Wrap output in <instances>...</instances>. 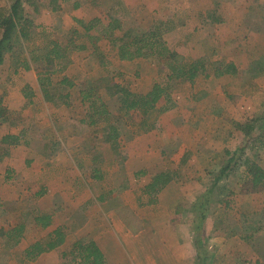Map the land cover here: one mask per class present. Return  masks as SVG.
Returning a JSON list of instances; mask_svg holds the SVG:
<instances>
[{
  "label": "crops",
  "instance_id": "obj_1",
  "mask_svg": "<svg viewBox=\"0 0 264 264\" xmlns=\"http://www.w3.org/2000/svg\"><path fill=\"white\" fill-rule=\"evenodd\" d=\"M52 1L50 0V4H55V7L50 11L55 12L60 9L59 4L61 2L57 4V0L55 2ZM63 1L71 3L74 16L77 17L75 21L84 19L86 20L84 22H87L93 18H100L103 23H107L108 18L118 19L120 30L115 31L116 37H120L125 31H129L132 34H136L139 31H147L156 22H168L170 29L163 35V40L169 50L184 57L186 55L182 53V50L178 49V47H185V44H181L182 33H184V36L185 32L198 33L202 36L203 42L199 44V42L194 40L189 41L192 43L189 49L192 54L188 56L194 60L207 55L217 42H222L223 37L218 34L219 32L229 30L232 33L239 25L237 17L254 15L257 13L255 11L264 9V0H199L197 3H188L187 1L190 0ZM210 4L213 6H209ZM25 5L29 4L23 5L24 14ZM187 6H190L192 10L182 15L183 11L181 9ZM32 7L37 12L38 8L35 4ZM61 7H63L62 4ZM214 7L216 10L218 7L220 16L210 20L209 23H207L208 19H200L196 16L202 15L201 12L207 10V8L213 9ZM101 9L106 11L99 14ZM180 11L182 12L180 13ZM88 12L90 16L85 19V15ZM258 14L261 15L262 13L258 12ZM180 15L184 19L180 20V22L175 21V18ZM29 20L32 21L31 19ZM34 25L37 26L36 24ZM92 32L94 30L89 32L91 37L93 36L91 35ZM207 34H210L213 38L212 42L210 40L211 37H208ZM218 35L219 41L217 39ZM231 38H234L233 34ZM176 40L178 41L175 42ZM238 56L237 54L232 56L231 62L235 64L239 72L238 62H240V59ZM250 59H247L248 63L251 61ZM141 61L143 62V59L120 61L117 58L114 63L122 70L121 68L126 67L134 69L136 68L134 67L135 63L142 65ZM31 69L26 72L23 71V73H26L24 85L35 95L40 90L37 75L34 72L31 74L30 72L33 71ZM126 73L130 72L126 71ZM230 76L232 75H224L217 78L222 82H226L229 81ZM207 79H210V76ZM197 80L198 77L188 85L193 87ZM203 94H206L205 96L208 99L213 98L214 101L215 98H219L216 94L211 95L209 90H204ZM28 102L31 103V101ZM172 102V106L166 110L167 112L159 117L160 125H164L168 132L174 131V133L178 134L177 129L181 127L179 126L181 117L178 113L183 111V106L181 100L175 102L173 99ZM3 106L6 107L4 104ZM6 109L9 119V110L11 109L10 107H6ZM64 110V105H60L56 111L62 115ZM155 110H157V106L149 113ZM195 116H191V118ZM145 117H143V120L148 125L149 122L146 121ZM172 121L176 124V131L172 130L173 127L171 129L169 125ZM71 122L66 115L61 117L58 123L60 124V131L58 129L55 131L56 140L53 139L46 142L42 146V150L48 152V150L57 148L59 144L61 146L55 149L53 154L48 152V155L46 152L43 156L44 162L38 164V168L34 167L33 161L36 160L34 153L41 155L42 150L28 149V141L24 140L23 132L21 131L17 134L22 133V141L18 145L10 147L7 155L0 161V174L4 172V178L5 175L8 177L15 175L17 178L20 177V180L23 178L20 184L22 188H25V191L21 190L22 193L20 195H14L15 200L17 199L16 196H19L18 198H21V200L27 199L26 201L30 203L34 201L33 203L36 207H32L26 213L33 214L32 221L29 224L40 233L36 241L19 248L22 243H25L24 240L27 238L25 235L26 228L29 224L22 218L21 222H16V224L6 229H1V235L11 241V244H8L7 249L2 250V255H7L6 261L8 262L3 260L0 264H62V253L68 252L71 244L79 239L92 240L102 252L107 264H197L191 226L194 221L192 219L186 221L183 217L184 212L179 211V208H184L185 205L180 206L183 201L178 199V196L181 193L184 196L185 191L189 192V189L184 180L180 181L174 167H165V163L168 160H161V149L159 147L164 144V141L160 139L158 130L154 128V125L150 123V128H148V133L146 134L142 133L125 138L121 135V127L118 124L120 135L114 142L104 141L102 135V139L92 137V141L84 143V146L88 148L85 151L81 147H76L78 145L77 133L70 132L69 128H67ZM76 124L77 126L73 125L71 127H75L74 129L76 130L78 128L81 131L85 130V128L88 129L87 126L80 124L78 121ZM1 136L3 137L4 134ZM178 136L174 134L172 138L169 137L170 139H166L165 144H170L169 147L173 148V143L177 144L176 141H173V138L175 140ZM29 145L32 146L31 142ZM239 145L240 142L234 141L233 138L228 139L225 148L228 149L230 157ZM258 149L260 156H257L254 160H250L249 155L245 154L244 150L241 157L238 156L239 152L234 155L237 158L236 161L239 163L242 160V165L244 166V161L249 159L264 170V148ZM1 153L2 149H0ZM88 155L89 164L86 161L87 158L85 159V156ZM213 156L218 157L217 153L211 152L208 156H204L205 159L204 157L203 159L209 160ZM230 157L228 156L227 158ZM79 160H85L88 165L95 164L93 167H88L85 173L82 171V163ZM204 165L207 166L206 163ZM224 166L218 167L217 171H213V182L215 185L223 177L227 176L226 174L220 178V170ZM236 166H238L237 163ZM163 171L172 172L174 178L166 183L157 194L147 195L145 193L146 185L151 182L154 176ZM35 188L37 189L35 190ZM1 190L0 187V192ZM64 194L66 195L64 196ZM209 197L211 198V196ZM238 197L239 199H244L248 203V208L253 209V211L262 209L263 217L261 222H258L253 214H248L247 216L237 214L234 219L236 225L229 231H225L222 227L219 228L222 225L221 217L210 216L207 209L202 222L203 229L201 233V237L206 244V258L203 264H264V191L245 193L244 195H238ZM259 197L263 200L257 203ZM239 199L237 201L243 203ZM143 200H145L146 208L142 206ZM4 201L6 204L11 205V202ZM210 203L211 200L208 201V204ZM196 206L195 204L194 208ZM143 207L146 210L145 217H143ZM151 210L155 212L154 215L151 214ZM40 214H48L50 216L49 223L45 227L40 226L34 220ZM80 214L83 218L79 222L77 219ZM75 220L78 221L77 225L74 222ZM74 224L76 228L74 226L70 228V225ZM18 227H23L20 236H16L14 233ZM72 229H76V232L70 236L69 232ZM56 231L63 235V242L59 246L51 250H44L34 256H28L31 246L35 243L44 245L53 238ZM42 238H46L47 241H42ZM153 241L159 243L156 250L155 248L152 250ZM255 243L258 245L256 249ZM16 255H23L22 262L14 257Z\"/></svg>",
  "mask_w": 264,
  "mask_h": 264
},
{
  "label": "rangeland",
  "instance_id": "obj_2",
  "mask_svg": "<svg viewBox=\"0 0 264 264\" xmlns=\"http://www.w3.org/2000/svg\"><path fill=\"white\" fill-rule=\"evenodd\" d=\"M11 1L0 0V8L3 11H7ZM32 1H34L35 6L38 8L37 12L29 5L24 6V11L26 17L31 19L37 26L34 29L30 28L28 40L22 41L18 35L14 37L12 41L14 49L12 53L5 56L4 62L0 66V96L2 97L3 104L11 109L9 110V119L0 124V137H2V134H17L21 131L23 132L24 140L28 141L27 148L41 151L42 146L46 142L53 139L56 140L55 131L56 129L60 131V124L58 123L61 117L66 115L72 121L67 128H69L70 132H76L78 136V145L76 147H81V149H85L86 151L88 149L84 146L86 141H92V137L102 139L101 135L104 123H99L88 129L85 128L83 131L78 128L76 130L74 129L75 127L71 126H77L76 122L84 119L86 113V106L79 102L78 90L85 85L95 86L111 113L112 121L117 122L121 127V135L123 137L128 138L137 134L148 133L150 123L158 130L160 139L164 141V144L159 147L161 149V160H168L165 163V167H174L180 181L184 180L189 189V192L185 191L184 196H182V193L178 196V199L183 201V204L180 206L185 205L184 208L180 207L179 211L184 212L183 217L186 221L188 219L194 221L196 218L194 206L195 204L197 205V200L206 194L208 188L212 187L214 183L213 171H217L218 167L224 166L227 163L228 156L225 154V150L227 151L228 149L225 148V145L228 139L233 138L234 141H238L241 144L248 137L244 134L246 125L255 127L251 135L264 134V9L262 11H255L257 13L254 15L237 17L239 25L232 33L229 30H222L218 33L223 37V40L222 42H217L207 55L199 58L205 59L206 70L205 73H200L197 76L198 80L193 87L189 86L188 84L191 83L187 81H173L171 83L170 103H173V99L175 102L181 100L183 106V111L178 113L181 117V124L178 125L181 127L177 129L179 132L177 134L174 131L168 132L164 125H160L159 117L167 112L162 111L163 107L170 106L164 100L158 103L157 110L149 113L146 117L144 116L146 121L149 122L148 125L146 122L142 124V117L134 120L130 114L118 111L120 107L119 87L128 89L132 93H144L149 90L154 82L163 83L166 69L161 62L143 60V62L141 61L142 65L135 63L134 67L136 68L134 69L126 67L120 70L114 63V60L117 59L116 51L107 40H97L98 33L96 31H94L95 33H91L93 36L89 39L83 35L80 26L75 23L77 17L74 16L75 14L72 11L70 2L67 1L68 3H65L63 0H57V4L61 2L63 7L59 4L60 9L52 12L50 10L55 7V4H50V0ZM197 1L199 0L187 2L197 3ZM187 7L181 9L183 11H180L182 15L192 10L190 6ZM211 9L207 8V10L202 11L203 16H196L200 19H208L207 23H209L210 20H214L215 17L220 16L218 7L217 10L215 7ZM99 11H101L99 12L101 14L106 10L101 9ZM258 12L262 14L260 15ZM88 13H86L85 19L90 16V13ZM182 19L184 17L180 15L175 18V21L180 22ZM75 31L79 33L75 34ZM141 32L139 31L136 34ZM183 34L181 36L183 43L181 42V44H185V47H178V49L182 50V53L186 56L184 57L175 53L178 55V59H182L183 63H191L194 59L189 57L192 54L191 50H189L192 43L189 41L194 40L200 44V42H203V39L198 33L185 32V36ZM232 34L234 38H231ZM207 35L211 37L210 34ZM219 35L217 36L218 41ZM70 39L73 40L74 45H84L85 49L75 50L69 48L67 50L68 65L63 72L51 76L52 85L50 86V91L53 92L55 102L47 103L44 101L41 93L37 91L33 95V98L30 99L31 103H29L28 98L23 97V94L27 90L24 85L26 73H23V71L26 72L27 70L22 68L21 61L28 60L30 52L35 50V55H41L51 41L65 45ZM212 39L211 37V42ZM93 44L98 47L99 53L93 51ZM236 54L239 55L240 59V62H238L240 70L236 75L230 76L229 81L226 82H222L217 77L212 76L211 70L215 66V62H231V57ZM100 55L103 57L104 62H106L105 66H100L98 63V56ZM248 58H251L249 63L247 62ZM59 63V61H54L50 67L45 62H37L31 65V70L33 71L30 73L34 72L37 75V72L42 70L55 69ZM126 71L130 73L127 74ZM206 73H209L210 79H207ZM62 77L69 79L74 84V87L69 89L66 85H58ZM204 90H209L211 95L216 94L219 98H215V101L213 98L208 99L205 96L206 94H203ZM66 93H70V96L66 98L68 105H64V114L60 115L56 110L60 105H63L61 101L64 98L61 97ZM191 116L195 117L191 118ZM169 125L171 129L173 127L172 130L176 131V124L173 121ZM174 134L179 135L175 140L173 138V141H176L177 144L173 143V148H170V144H165V142L166 139L172 138ZM30 142L32 146L29 145ZM253 144L258 145L257 142ZM60 146L59 144L57 148L48 150V152L53 154L54 150L60 148ZM246 149L244 153L249 155L250 160H254L257 156H260L259 149L256 146L250 148V144H248ZM46 152L42 150L41 155H37L38 153L36 154V152L34 153V156H36V160L33 161L34 167L38 168V164L44 162L43 156ZM208 152L217 153L218 157L213 156L209 160H204L208 156ZM37 156L39 157L37 158ZM88 158L89 155L85 156L89 164ZM79 161L82 163V171L85 173L88 167H93L95 164L88 165L85 160ZM234 161L238 166L235 165V167L227 171V176L223 177L216 185L214 183L213 186L215 187H213L211 192V198L208 197L210 198L209 201L211 200V203L208 204L209 215L221 217L222 225L219 228L222 227L225 231H229L236 225L234 219L237 214L243 216L253 214L258 222H261L263 217L262 209L253 211V209L248 208V203L244 199H239L238 195L245 194L243 190L245 169L242 165V160L238 163L235 156L232 162ZM232 162L228 164L229 167H232ZM21 180L20 177L17 178L15 175H12V177L5 175L4 178V172L0 174V187L2 189L0 192V262L7 260V255H2V250L7 249L8 244H11V241H8L1 235V229H6L16 224V222H21L22 218L29 224L33 218V214H27L26 211L29 212L35 206L34 201L30 203L26 201L27 199H19V196H16L17 199L15 200L14 195H20L22 193L21 190L25 191V188H22L20 184ZM238 199L243 201V203L238 202ZM4 200L11 202V205L6 204ZM261 200L263 199L259 197L257 203ZM142 206L145 207V200H143ZM145 208L143 209V217L146 216ZM151 214L154 215L155 212L151 210ZM81 218L83 216L80 214L78 219H76L80 222ZM78 221H74L76 225ZM75 224L70 225V228L73 226L76 228ZM193 224L192 222L191 226ZM75 232L76 229H72L69 235L71 236ZM25 235L27 236L24 240L25 243H22L19 248L36 241L40 233L29 224ZM42 241L46 242L47 239L42 238ZM152 245V250L153 248L156 250L159 243L153 241ZM255 246V249L258 248L256 243ZM14 257L20 259L19 261L21 262L23 260V255H16Z\"/></svg>",
  "mask_w": 264,
  "mask_h": 264
},
{
  "label": "trees",
  "instance_id": "obj_3",
  "mask_svg": "<svg viewBox=\"0 0 264 264\" xmlns=\"http://www.w3.org/2000/svg\"><path fill=\"white\" fill-rule=\"evenodd\" d=\"M52 2H55L53 0ZM29 4L33 6L34 2L31 0H12L7 11H3L0 8V66L2 65L5 56L12 53L14 46L12 41L16 35L20 37L22 41L28 40L30 36V28L34 29L36 26L32 21L26 19L23 13V5ZM36 10V9H34ZM83 32L85 37L91 38L89 32L96 31L98 33L97 40H107L112 47L116 50V56L120 61H132L134 59L151 60V62H161L165 69V79L163 83L154 82L149 90L144 93H132L128 89L119 87L120 93V107L118 111L124 114H130L135 120L139 117L146 116L150 111L156 108L161 100L170 106L163 107L162 111L168 110L172 103H170L171 83L173 81L183 82L187 81L192 83L194 79L200 74L205 73V59H198L191 63H183L182 59H178V55L169 50L166 43L163 40V35L170 29L168 22H156L147 31L139 34H132L129 31L123 32L120 37L115 36V31L120 30V22L116 18H108V22L103 23L100 18H93L87 22L82 20L75 21ZM75 31V34H78ZM45 48L41 55H35V51L30 52L29 59L21 61V66L24 70H30L31 65L37 62H45L50 67L54 61H59V65L55 69H46L37 72V82L39 90L42 94L44 101L47 103L55 102L53 92L50 91L52 85L51 76L56 73H61L69 63L67 58V50H83L84 45L76 46L73 40L70 39L65 45L58 44L51 41ZM93 51L99 53L98 47L93 44ZM98 63L100 66H105L103 57L98 56ZM212 76L221 77L224 75H236L238 69L233 62H215V66L212 67ZM206 77L209 73H206ZM58 85L71 89L74 84L67 78L62 77ZM26 92L23 94L24 98H32L33 93L31 90L25 87ZM79 102L86 106V113L84 119L80 120V124L87 126L88 128L94 127L99 123H104L102 136L106 142H114L120 135V130L117 122L112 121L111 113L108 110L102 97L99 95L97 88L91 85L82 86L78 90ZM70 93L62 95L61 98H68ZM63 105H68L67 100ZM7 109L2 104L0 97V122H4L8 119ZM144 120H142V124ZM241 128V126H239ZM254 126H245L244 134L248 137L238 146L230 157V153L225 151L228 155L227 165L220 170V178L227 174V171L235 167L234 155L239 152L238 156L241 157L246 146L250 144V148L256 146L257 148H264V134L251 135L254 132ZM250 135V136H249ZM22 141V133L20 134H7L0 139V161L7 155V151L10 147L18 145ZM257 142L258 145L253 143ZM237 159V158H236ZM233 163L232 167L228 164ZM244 177L245 182L243 184L244 193H257L264 191V170L261 169L255 162L246 159L244 161ZM174 174L170 171H163L154 176L151 182L146 185L145 193L149 196L157 194L162 187L168 183ZM213 185L200 200H198L195 208L196 218L192 226L193 231V245L196 251L197 264H203L206 258V244L201 237L203 229V220L208 209L209 196L212 192ZM151 201V200H150ZM50 216L48 214H40L35 217V222L40 226L45 227L49 223ZM23 227L15 229L16 236H20ZM16 240V239H15ZM63 242V235L59 231H56L53 238L46 242L44 245L35 243L29 248L28 256H34L44 250H51L59 246ZM62 264H107L102 252L98 246L89 239H79L71 244L68 252L62 253Z\"/></svg>",
  "mask_w": 264,
  "mask_h": 264
}]
</instances>
